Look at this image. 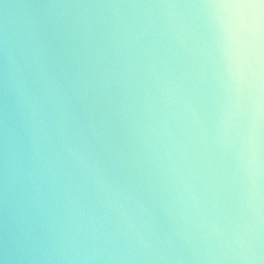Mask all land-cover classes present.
<instances>
[{
    "label": "clouds",
    "instance_id": "obj_1",
    "mask_svg": "<svg viewBox=\"0 0 264 264\" xmlns=\"http://www.w3.org/2000/svg\"><path fill=\"white\" fill-rule=\"evenodd\" d=\"M0 264H264V0H0Z\"/></svg>",
    "mask_w": 264,
    "mask_h": 264
}]
</instances>
